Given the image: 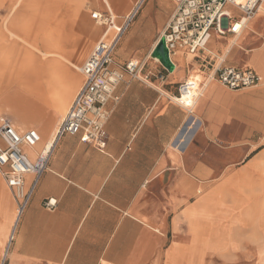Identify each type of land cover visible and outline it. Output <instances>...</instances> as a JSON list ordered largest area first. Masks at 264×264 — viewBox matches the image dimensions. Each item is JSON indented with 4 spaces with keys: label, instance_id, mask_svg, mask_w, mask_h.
<instances>
[{
    "label": "crops",
    "instance_id": "0c3cea01",
    "mask_svg": "<svg viewBox=\"0 0 264 264\" xmlns=\"http://www.w3.org/2000/svg\"><path fill=\"white\" fill-rule=\"evenodd\" d=\"M135 1L0 0V87L4 79L13 82L0 91V119H9L18 134H39L36 148L22 149L31 162L59 114L38 103L70 99L79 83L76 70L82 80L80 69L91 52L83 58L101 35L91 14L109 11L119 22ZM141 7L119 41L112 68L139 61L147 80L124 75L113 90L118 100L105 106L104 149L83 143L79 134L60 138L18 219L0 174L1 256L13 234L6 264H204L205 205L197 189L218 186L237 162L264 145V67L256 64L264 62V11L239 35L213 33L196 55L174 52L167 71L151 54L175 1L146 0ZM226 10L239 16L233 6ZM218 67L248 69L261 80L235 91L206 82L191 113L173 101L181 83L206 80ZM10 100L19 102L21 112L31 105L29 111L42 117L39 129H21L26 126L5 114L16 116L4 106ZM45 120H52L48 128ZM32 178L24 177V188ZM48 199L55 201L52 210L43 205ZM209 207L213 211V201Z\"/></svg>",
    "mask_w": 264,
    "mask_h": 264
},
{
    "label": "built area",
    "instance_id": "2783aa9c",
    "mask_svg": "<svg viewBox=\"0 0 264 264\" xmlns=\"http://www.w3.org/2000/svg\"><path fill=\"white\" fill-rule=\"evenodd\" d=\"M145 1L136 0L132 9L119 22L109 11L106 14L98 12L91 14V18L99 26L105 28V34L98 40L80 69L83 83L53 132L45 156L43 152H40L35 162H31L22 151L23 147L34 148L40 142V136L35 130L18 134L9 119H0V174L5 185L12 191L16 206V219L24 212L36 189L37 182L46 171L48 154L52 146L65 135L79 134L83 143L103 150L107 138L104 126L109 116L105 106L111 99L118 100V97L113 96V90L123 80L124 75L139 81L147 80L146 76L141 75L143 63L139 61L129 60L127 64L118 69L112 68L114 52L119 41ZM174 1L176 9L160 38L167 50L168 60L174 52L180 50H185L190 55L198 54L206 48L213 33L221 36L239 35L259 11L263 2V0ZM228 6L236 8L239 16H234L226 10ZM170 63L172 64L171 60ZM159 78L163 79L162 76ZM260 80L259 75L248 69L218 67L214 74L207 75L206 80L187 79L181 83L173 101L191 113L206 82L218 81L227 89L235 91L252 88ZM26 175H31L33 178L29 186L24 188ZM43 205L51 210L56 207L55 201L51 199L44 201ZM12 240L13 234L11 233L7 240L5 254Z\"/></svg>",
    "mask_w": 264,
    "mask_h": 264
},
{
    "label": "rangeland",
    "instance_id": "374dc122",
    "mask_svg": "<svg viewBox=\"0 0 264 264\" xmlns=\"http://www.w3.org/2000/svg\"><path fill=\"white\" fill-rule=\"evenodd\" d=\"M261 11H264V1L259 10V13ZM98 30H99V34L102 35V33L105 31V28H101L98 26ZM101 35L99 39L101 38ZM94 46H95V42H92L88 52L83 58V61L85 60L87 55L91 52ZM188 58L191 59V56H188ZM76 74L78 76L79 83L77 87L75 88L73 95L67 101L65 110L58 114V119L54 117L55 124L52 127L50 135L46 141H51L53 132L58 126L60 120L64 117L63 115L65 114L68 107L70 106L75 92L77 91V89L80 87L82 83L81 76L78 70H76ZM198 79H202V78L199 77ZM15 80L17 81L18 79H15ZM4 82L6 84L3 86V88L0 87V91H3L4 89L5 91H7L10 88H12V84H11L13 83L12 79H4ZM23 87L27 89L32 86H23ZM42 87H45V86L42 85ZM252 88H248L246 90H249ZM53 101L54 100H45V101L38 103V105L41 106L42 108L43 107L46 108L47 105L52 106L51 103ZM52 111L55 112V110L53 109ZM4 113L12 117L13 120L16 122L17 119L11 116L10 115L11 113L9 111H4ZM0 114H3V113H0ZM47 118H52V116L46 115V119ZM41 123L42 122L38 124L28 125L26 127H21V129L22 128L23 129H26V128H36V129L38 128L39 129V126H41ZM257 138H258L257 136H254L253 138H251L250 141H252L253 144L249 143V146L255 145V141ZM41 140H42L41 143L43 144V139ZM41 143L39 145H41ZM218 183L219 185L216 187L199 188L197 189V191H199L200 193L196 194L198 197L204 196L208 198V201L210 200L213 201L214 209L213 211L210 209L207 210V213H208L207 215L213 216L217 214L218 217L220 216L221 218H218L216 216L217 218L216 221H220L222 222L221 224H224L222 226L223 228L221 230H218L219 231L218 233L214 231L215 234H213V239L212 240L210 239L209 242L205 243L206 257L204 260V264H264V229L263 230L257 229V225L255 222H253V224L250 225L249 228H246L242 221L243 218L240 215V209H241L240 206L242 203L243 194H245V192L249 193V190H246L245 188L247 186L249 187L247 189H252L253 187L256 188L258 186L259 187L263 186V189H264V145L263 147H259L258 150H255L254 152H250L248 156L244 157L242 160L237 162L234 168L231 171H229L226 175H224L223 178L220 179ZM243 185L244 186L246 185V187L243 188L244 187ZM252 194H255V192H253ZM250 196L252 197V195ZM11 197L13 200L14 198L13 194ZM222 198L223 200H225V204L221 205L220 207L221 209H220L218 205L220 204V202H224L223 200L221 201ZM211 201L209 202L210 204L207 205L208 207L211 206ZM216 201H218V205L215 207ZM257 203L261 205L262 217H264V193L262 194L260 199L257 201L255 200L252 201L251 199L249 203L250 204L249 210L251 211L253 215H255L257 211L256 209ZM204 211L206 213V209ZM15 213H16V209H15ZM222 213L225 215H223ZM206 219L211 220V221L215 220V218L213 217L206 218ZM253 220L255 219L253 218ZM209 226L210 224H206V230L210 229L208 228ZM263 227H264V218H263L262 228ZM0 264H6L5 257H2L1 255H0ZM201 264H203L202 261H201Z\"/></svg>",
    "mask_w": 264,
    "mask_h": 264
},
{
    "label": "bare ground",
    "instance_id": "6f19581e",
    "mask_svg": "<svg viewBox=\"0 0 264 264\" xmlns=\"http://www.w3.org/2000/svg\"><path fill=\"white\" fill-rule=\"evenodd\" d=\"M105 34V31L102 33L101 35V38L103 37V35ZM79 42V41H78ZM78 44V43H77ZM76 45V44H74ZM78 45H81V44H78ZM258 65V67L260 69H262L264 67V62H262L261 60L258 61L256 63ZM29 89V88H28ZM31 91H35V89H30ZM6 95V94H5ZM4 95V96H5ZM26 99V98H25ZM31 99V98H30ZM2 100V98H1ZM21 100V98H20ZM19 100V101H20ZM32 100V99H31ZM46 100V99H45ZM44 100V101H45ZM67 101L68 99L66 98H61V97H57V99H55L51 104L53 106V108L55 109L56 112H63L66 108V105H67ZM30 101L28 100V103ZM19 102H13L12 100L10 101H5L4 102V106L6 109H10L12 110V113H14L16 116L14 117H17V122L18 124H20V126L24 125V126H27L28 124H37L38 122H40L42 120V117L40 114H38L35 110H30L29 109L31 108V105L28 106L27 110H22V112L20 110H18V104ZM21 104V103H20ZM260 104V103H259ZM258 104V105H259ZM264 105V104H263ZM4 108V109H5ZM32 109V108H31ZM46 112V111H45ZM50 116V115H49ZM44 124V128H48V126L50 124H52V120L48 121V120H45V122H43ZM50 144V141H47L41 148V151L40 152H43V155L45 156L46 153H47V149H48V146ZM32 149V148H31ZM34 149V148H33ZM50 151V150H49ZM246 183V182H245ZM244 183V184H245ZM250 183V182H249ZM244 186V185H243ZM246 185L243 187L245 188ZM249 188L248 186L245 188L246 190H249V193L245 192V194H243V198H242V203H241V209H240V215L242 216V221H243V224L245 225L246 228H249L250 225L253 224V222L256 223L257 225V229H261L263 230L264 227L262 228V225H263V218L262 217V209H261V205L260 204H256V213L255 215H253L251 213V211L249 210V203L252 199L257 201L260 199V197L262 196V194L264 193V189H263V186H258V187H253L252 189H247ZM220 191V190H219ZM222 191V190H221ZM253 192H255V194H252ZM252 195V197L250 196ZM221 198V197H220ZM250 199V200H249ZM223 200V198L221 199V201ZM203 203H204V208L206 209L207 211V205L209 204V202H207V200H205L204 198L202 199ZM220 201V199H219ZM224 202H220V204L218 205L219 208L221 207V205L225 204V200H223ZM204 209V210H205ZM210 208H208L209 210ZM221 209V208H220ZM219 210V209H218ZM207 213V212H206ZM205 213V211H203V215H204V219H205V229H204V245L205 243L209 242L210 239L212 240L213 239V234H215L214 231H216L217 233L219 232L218 230H221L223 227L224 224H221L222 222L220 221H216L217 218H215V220L211 221V220H207L206 217H207V214ZM223 214V213H222ZM225 215V214H223ZM218 217V215H217ZM218 218H221L220 216ZM253 218L255 220H253ZM223 219V218H222ZM9 224V223H8ZM206 224H210L209 226V230H206ZM202 237H199L200 241ZM201 243V242H200ZM5 251L3 252L2 254V257L5 256ZM262 259V258H261Z\"/></svg>",
    "mask_w": 264,
    "mask_h": 264
},
{
    "label": "water",
    "instance_id": "95a60500",
    "mask_svg": "<svg viewBox=\"0 0 264 264\" xmlns=\"http://www.w3.org/2000/svg\"><path fill=\"white\" fill-rule=\"evenodd\" d=\"M151 57L158 60L162 67H165L168 71H171L173 66L168 60L167 50L165 48L163 40H159L157 46L151 54Z\"/></svg>",
    "mask_w": 264,
    "mask_h": 264
}]
</instances>
